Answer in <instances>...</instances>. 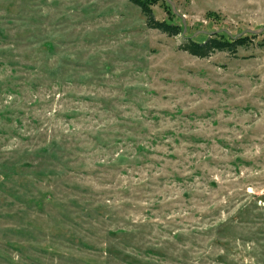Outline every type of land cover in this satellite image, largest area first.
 Segmentation results:
<instances>
[{
    "label": "rangeland",
    "instance_id": "obj_1",
    "mask_svg": "<svg viewBox=\"0 0 264 264\" xmlns=\"http://www.w3.org/2000/svg\"><path fill=\"white\" fill-rule=\"evenodd\" d=\"M173 1L264 27V0ZM255 35L201 58L128 0H0V264H264Z\"/></svg>",
    "mask_w": 264,
    "mask_h": 264
},
{
    "label": "trees",
    "instance_id": "obj_2",
    "mask_svg": "<svg viewBox=\"0 0 264 264\" xmlns=\"http://www.w3.org/2000/svg\"><path fill=\"white\" fill-rule=\"evenodd\" d=\"M138 6L145 17V23L149 28L159 30L168 36L180 35L183 43L180 48L196 57H207L213 52L235 53L238 47H244L250 42L255 34L246 33L240 36L230 34L224 30H209L198 32L200 29L192 31L191 27L185 26L181 17L175 15L171 6L166 0L169 18L158 20L155 18L152 5L155 0H128ZM198 32V33H196Z\"/></svg>",
    "mask_w": 264,
    "mask_h": 264
},
{
    "label": "water",
    "instance_id": "obj_3",
    "mask_svg": "<svg viewBox=\"0 0 264 264\" xmlns=\"http://www.w3.org/2000/svg\"><path fill=\"white\" fill-rule=\"evenodd\" d=\"M166 1L171 6L173 13L175 15H177V16H180L182 18V20H183V24H185V17L182 16L179 13V11H178V9H177L176 4L174 3V1L173 0H166ZM245 33H250V34H260V33H264V27L263 28H260V29H257V30H246Z\"/></svg>",
    "mask_w": 264,
    "mask_h": 264
}]
</instances>
